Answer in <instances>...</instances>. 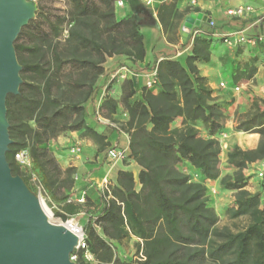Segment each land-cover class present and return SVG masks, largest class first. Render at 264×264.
Wrapping results in <instances>:
<instances>
[{"label":"trees","instance_id":"obj_1","mask_svg":"<svg viewBox=\"0 0 264 264\" xmlns=\"http://www.w3.org/2000/svg\"><path fill=\"white\" fill-rule=\"evenodd\" d=\"M43 1L38 0L35 18L14 42L23 83L18 95L6 97L12 141L6 160L11 173L19 175L34 194L15 154L28 150L44 190L51 191L59 177L69 190L74 170L59 168L48 143L64 133L81 131L83 137L105 147L104 137L86 125L83 105L94 94L108 58L123 55L141 62L145 56L137 18L118 20L116 0H64L67 8L61 15L50 13ZM188 13L178 11L174 2L157 9L159 22L173 35ZM64 29L65 37L60 39ZM209 48L208 41L196 39L185 65L169 59L158 63L154 90H138L124 80L118 100L108 96L103 100L100 112L110 122L120 124L114 119L119 107L128 117L119 128L129 136L127 159L140 168V188L136 189L131 172H118L116 185L108 188L109 200L104 199L83 227L93 261H85L79 249L72 254L77 264H123L113 243L130 237L142 242V258L126 264H264V202L259 193L246 190L242 173L264 159V110L254 101L250 111L238 116L235 130L257 133L260 140L255 149L230 150L227 163L235 171L222 176L221 146L215 136L223 129L224 116L195 65L198 60L209 61ZM255 71L246 65L240 76L249 79ZM238 79L233 77L234 82ZM179 119L180 127L172 128ZM199 124L207 138L200 135ZM184 164L198 174V181L181 171ZM206 181H219L222 191L233 194L224 215L231 221L243 220L241 229L218 226V216L208 206ZM64 208L68 215L75 213L71 203ZM54 216L62 221L69 218L57 211Z\"/></svg>","mask_w":264,"mask_h":264},{"label":"crops","instance_id":"obj_2","mask_svg":"<svg viewBox=\"0 0 264 264\" xmlns=\"http://www.w3.org/2000/svg\"><path fill=\"white\" fill-rule=\"evenodd\" d=\"M171 2L175 3L178 11L190 12L180 21L174 35L163 28L157 17L158 7ZM238 8L250 10H244L239 15L228 13ZM198 13H202L203 18L211 20L214 25L210 26L207 21H202L199 27L192 28L189 41L183 42L181 27L184 19L190 14ZM115 14L118 20L129 16L137 18L143 36L145 56L141 62H133L123 55L108 58L103 64V73L97 80L94 94L83 105L86 125L104 137L103 143L106 146L103 147L101 143L89 137H83L81 131L64 133L47 145L62 171L67 168L74 170L71 177L72 187L67 190L66 198L59 204V208L63 214L73 221L77 220L82 226H85L103 206L104 180L113 187L116 185L118 172L128 171L133 174L136 189L140 188L137 183L140 168L137 164L129 159L112 161L107 158L106 152L111 148L123 149L129 156V136L118 126L124 124L128 117L119 107L114 119H118L120 124L115 123L117 128L108 125L109 120L100 112L103 100L107 96L118 100L121 95V83L124 80L132 81L138 90L143 88L161 60H177L185 65L186 58L192 54L196 39L210 43L209 61L198 60L195 65L200 76L206 79L214 103L220 107L224 116L223 129L215 136L222 148L221 175H232L235 171L227 163V154L230 150L235 147L252 150L257 147L260 140L259 134L236 131L235 127L238 116L250 111L254 101L260 110H264V41L251 46L238 43L237 40L240 35L247 38L264 37V23L260 20L264 15V0H195L192 7L188 0H152L151 6H146L143 0H123V6L115 8ZM226 38L231 45L224 42ZM246 65L256 70L249 79L240 76ZM122 66L127 70L123 73L124 77L111 80V74ZM235 69H238V72H234ZM236 75L239 79L234 82L233 77ZM221 83L225 84L224 88L220 87ZM235 87L238 90H235ZM176 122L180 123L181 120ZM197 128L200 135L207 138L202 125L199 124ZM74 145H79L81 151L78 155L72 156L69 149ZM262 168L264 159L250 164L242 173L247 179L246 190L251 194L259 193L264 202V189H261L262 182L257 177V172ZM189 173H192L191 169L187 172ZM216 186L219 187V181H216ZM224 194L222 192V195ZM68 196H72L74 200L71 204L75 208V213L72 215L64 213ZM82 198L84 202L77 203V200ZM214 200L212 198L208 206L216 210ZM232 200L234 201V198ZM233 201L231 203L229 201V205H232ZM95 228L100 233L97 227Z\"/></svg>","mask_w":264,"mask_h":264},{"label":"water","instance_id":"obj_3","mask_svg":"<svg viewBox=\"0 0 264 264\" xmlns=\"http://www.w3.org/2000/svg\"><path fill=\"white\" fill-rule=\"evenodd\" d=\"M36 11L32 0H0V264H77L71 255L78 246V235L48 220L38 196L19 175L11 173L6 160L12 143L6 97L18 95L23 83L14 42ZM202 21L211 20H205L202 13L184 19L183 42Z\"/></svg>","mask_w":264,"mask_h":264},{"label":"built area","instance_id":"obj_4","mask_svg":"<svg viewBox=\"0 0 264 264\" xmlns=\"http://www.w3.org/2000/svg\"><path fill=\"white\" fill-rule=\"evenodd\" d=\"M143 2L146 6L152 5V0H143ZM188 3L192 7L195 4V0H188ZM122 6H123V0H116L115 1V8L122 7ZM244 10L249 11L250 8H244V9L238 8L236 10L229 11L228 13L232 14V15H239ZM260 20L264 23V15L261 17ZM209 25L213 26L214 23L212 21H210ZM65 34H66V31H65ZM194 35H196V32L194 33ZM263 41H264L263 36L247 38L243 35H240L238 37V40H237L238 43H246V44H249L251 46H256L257 44H259ZM224 42H226L228 45L232 44L229 40H227V38L224 40ZM126 71H127L126 68L124 66H122L118 70H116L113 74H111L110 79L114 80L117 77L123 78L124 77L123 73H125ZM156 72H157V68L152 72L150 78L146 81L144 87H146L147 89H150V90L155 89L156 82H157L156 81ZM220 87L224 88L225 84L221 83ZM234 89L238 90L237 87H235ZM108 125H110L114 128H117V125L115 123L110 122V121H108ZM69 150H70V153L72 154V156H75V155H78L80 153L81 148L79 145H74ZM106 155H107V158L112 160V161H124V160H127V158H128V155L126 154L125 150H123V149L120 150V149H116V148L108 149L106 152ZM14 160L18 164L21 172L28 178L30 185L33 188H35V190H37L38 192L44 191V188L42 186V183H41L39 176L36 174V172L32 168V162H31V158L29 156L28 150H22V151L16 153L14 156ZM185 174H187V172ZM188 175L190 176L192 181H198L199 180L198 174L193 173V171H192V173H189ZM257 177L264 185V168H262L261 170H259L257 172ZM204 184L206 187V196H207L208 201L210 202L212 199V196L217 193L216 182L206 181V182H204ZM108 188H109L108 181L104 180V182H103V196L106 193V195L104 196L105 200H109V198H110V192H109ZM73 201H74L73 197L68 196L66 203L69 204V203H72ZM83 202H84L83 198L80 200H77V203H83ZM50 211H53V212L57 211L60 214H63L62 210L57 205H54V204L51 205ZM70 220H73V219L71 218ZM67 221H69V220H67ZM59 224L64 225V223H62V222H60ZM74 229L77 230V232L80 234V236L78 235L79 243H78V246L76 247V249L74 250V252H77L79 249H81V250H83V257L86 260H89V261L92 260L93 258L91 256V254L89 253L87 246L85 244V240H84L85 235L83 232V228L78 226L77 223H75ZM71 260L73 262H75L76 256L71 255Z\"/></svg>","mask_w":264,"mask_h":264},{"label":"rangeland","instance_id":"obj_5","mask_svg":"<svg viewBox=\"0 0 264 264\" xmlns=\"http://www.w3.org/2000/svg\"><path fill=\"white\" fill-rule=\"evenodd\" d=\"M32 1L36 4L37 7L38 0H32ZM43 6L46 9H48L49 12L52 13L53 15H61L67 8L64 0H44ZM121 19L122 18H120V20ZM64 37H65V29L62 30L60 39H63ZM179 127H180V123L178 122H175L172 125V128H179ZM219 168L220 171L222 172V148L219 156ZM180 169L183 173H186L190 170L186 164L182 165ZM260 187L261 189H264L263 183H261ZM33 189L35 191V194L38 196L40 200L42 209L44 210L45 213H47L50 216V219H48L50 222L65 223L67 220L71 219L68 218L66 221H62L60 218L54 216L53 211H50V207L52 204L57 205L59 207V204L66 198L67 189L62 185V177H59V179L54 182L51 191L44 190L42 192H38L37 190H35V188ZM222 192H224L225 194L222 195ZM225 196H227V198ZM212 198H214L215 199L214 201H216V206L214 207L216 208V210L215 209L213 210L215 211L219 219L218 226L227 227L231 231H237L241 229L244 225L243 220L231 221L224 215L225 209L230 206L229 201L230 203L233 201L232 200L234 198L233 194L231 192L229 193L227 191H222L219 185V187H217V193L213 195ZM74 222L77 223L78 226L82 228L84 227L81 224H79L77 220H74ZM113 248L116 258L119 259L120 262L123 264L133 263L135 261H138L140 258H142V242L134 237L126 238L122 240V242L120 243H116V242L113 243ZM84 260L89 262V260H86L85 258ZM90 261H93V259Z\"/></svg>","mask_w":264,"mask_h":264},{"label":"bare ground","instance_id":"obj_6","mask_svg":"<svg viewBox=\"0 0 264 264\" xmlns=\"http://www.w3.org/2000/svg\"><path fill=\"white\" fill-rule=\"evenodd\" d=\"M45 214L47 215L48 219H50V216H49L47 213H45ZM64 225H65V227H67L69 230L73 231L74 233H76L77 235L80 236V234L77 232V230L74 229V227H75V222H74L73 220H69V221L65 222Z\"/></svg>","mask_w":264,"mask_h":264}]
</instances>
